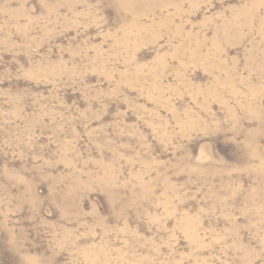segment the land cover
<instances>
[{
	"label": "rangeland",
	"instance_id": "obj_1",
	"mask_svg": "<svg viewBox=\"0 0 264 264\" xmlns=\"http://www.w3.org/2000/svg\"><path fill=\"white\" fill-rule=\"evenodd\" d=\"M0 264H264V0H0Z\"/></svg>",
	"mask_w": 264,
	"mask_h": 264
}]
</instances>
